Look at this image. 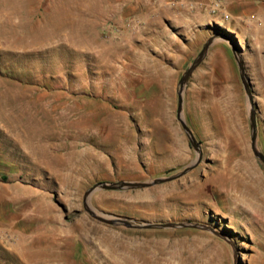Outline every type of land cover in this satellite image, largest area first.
Returning a JSON list of instances; mask_svg holds the SVG:
<instances>
[{"label": "rangeland", "instance_id": "1", "mask_svg": "<svg viewBox=\"0 0 264 264\" xmlns=\"http://www.w3.org/2000/svg\"><path fill=\"white\" fill-rule=\"evenodd\" d=\"M213 37L183 95L201 161L89 201L111 217L210 230L94 219V185L166 178L197 160L178 93ZM233 49L264 154V0H0V264H264V214L209 190L199 204L182 198L184 183L238 170L245 155L264 176Z\"/></svg>", "mask_w": 264, "mask_h": 264}, {"label": "water", "instance_id": "2", "mask_svg": "<svg viewBox=\"0 0 264 264\" xmlns=\"http://www.w3.org/2000/svg\"><path fill=\"white\" fill-rule=\"evenodd\" d=\"M215 41H216V37L210 38L207 41V43L204 45L203 50L201 51V53L199 54L197 59L193 62V64L190 66V68L185 71V73L183 74V76L180 80V90L178 93V95H179L178 120L182 124L184 130L186 131L193 148L197 152V160L195 162H193V164L191 166H189L188 168L183 170L181 173L174 175V176L166 177V178H157V179H154V180L149 181V182H137V181L125 182V181H123V182H119V183H99V184L94 185L92 188H90L86 192L85 197H84L85 209L94 219H96L100 222L109 224V225H114V226L123 225L129 229L152 230V229L198 228V229L210 230L205 225L197 224V223H191V222L150 223V222L135 221L129 217H122V216L111 217V216L99 214L98 212H96L94 210V208H92V206L90 205L89 201H90V196L97 190L147 189V188H151L153 186H157L160 184L172 182L176 179L182 178L184 175L189 173L201 161L202 151L200 149V146L197 143L192 131L187 126V124L184 121L183 116H182L183 103H184L183 95H184V89H185V86H186L188 80L192 76L194 70L204 60V58H205V56L209 50V47ZM233 51H234V53L236 55V59L239 63V67H240L241 74L243 77V81L245 84V89H246V92H247L249 100H250V106H251L250 107V125H251V147H252V151H253L255 157L259 161H261L264 165V154L258 149V146H257V138H258L257 112H256L255 104H254V101L252 98L250 83L247 80L244 65H243V62L240 58V55L238 54V52L235 49H233ZM102 215H104V216H102ZM227 239H228V237H227ZM228 241L230 242V244H232V246H235L234 242H232L230 240H228ZM234 249L236 250V248H234Z\"/></svg>", "mask_w": 264, "mask_h": 264}, {"label": "bare ground", "instance_id": "3", "mask_svg": "<svg viewBox=\"0 0 264 264\" xmlns=\"http://www.w3.org/2000/svg\"><path fill=\"white\" fill-rule=\"evenodd\" d=\"M230 126L234 128L238 140H242L243 127L241 124L233 121ZM245 158L244 162L241 161L239 163L238 170L235 168H228L230 170H212L207 175V180L204 183H199L198 177L195 176L190 184H183L184 194L182 198L199 204L209 200V197L213 195L210 196L207 193V190H209L213 193H218L224 199L223 203L228 208L230 206L229 201H231V204L232 202H236V204L241 202L249 211L264 214V176L263 174L260 175L257 170H254V166L250 165L252 161L249 159L251 157L249 158L248 155H245ZM195 171L193 175L196 174Z\"/></svg>", "mask_w": 264, "mask_h": 264}, {"label": "crops", "instance_id": "4", "mask_svg": "<svg viewBox=\"0 0 264 264\" xmlns=\"http://www.w3.org/2000/svg\"><path fill=\"white\" fill-rule=\"evenodd\" d=\"M263 23V22H262ZM263 25V24H262ZM253 66H255L256 64L253 62V64H252ZM257 70H259L258 68H257Z\"/></svg>", "mask_w": 264, "mask_h": 264}]
</instances>
